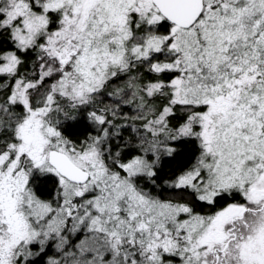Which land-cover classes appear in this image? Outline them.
<instances>
[{"label": "snow or ice", "instance_id": "6c2138e0", "mask_svg": "<svg viewBox=\"0 0 264 264\" xmlns=\"http://www.w3.org/2000/svg\"><path fill=\"white\" fill-rule=\"evenodd\" d=\"M0 264H264V0H0Z\"/></svg>", "mask_w": 264, "mask_h": 264}]
</instances>
